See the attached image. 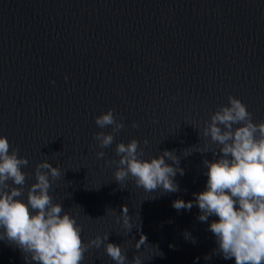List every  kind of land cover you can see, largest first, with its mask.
Here are the masks:
<instances>
[{"label": "water", "instance_id": "water-1", "mask_svg": "<svg viewBox=\"0 0 264 264\" xmlns=\"http://www.w3.org/2000/svg\"><path fill=\"white\" fill-rule=\"evenodd\" d=\"M229 95L264 121V0H0V135L29 160L23 171L45 159L58 166L54 202L76 217L85 243L109 233L129 264L137 254L142 264H235L214 251L218 217L199 221L195 203L173 207L205 190L204 160L218 150L199 130ZM109 108L126 127L98 159L94 134L111 128L95 117ZM132 138L143 158L175 152L179 191L146 192L131 178L121 188L104 161L118 160L116 144ZM196 146L209 151L183 154ZM125 206L130 232L117 222ZM0 264L32 262L0 239ZM81 264L115 262L101 246Z\"/></svg>", "mask_w": 264, "mask_h": 264}, {"label": "clouds", "instance_id": "clouds-1", "mask_svg": "<svg viewBox=\"0 0 264 264\" xmlns=\"http://www.w3.org/2000/svg\"><path fill=\"white\" fill-rule=\"evenodd\" d=\"M95 123L100 129L111 128L110 132L94 134L101 149L96 157L101 159L105 157L103 149L111 147L115 135L126 125L123 117L117 119L111 108L97 115ZM132 127L139 125L134 121ZM199 133L217 146L218 151L212 152L218 158L204 160L207 185L205 190L194 194L195 201L177 199L173 207L178 211L190 210L195 203L200 209L199 221L218 217L210 224L209 231L218 245L214 251L224 259L235 258V264H264V121L255 123L241 99L229 95L228 103L218 106ZM144 143H149L147 138ZM193 150L209 151L206 146H196L183 154L187 156ZM18 153V148L10 151L8 138L0 135V239L19 247L32 264H81L88 249L101 246L115 264H129L127 249L108 242L109 233L97 234L85 243L81 237L82 225L76 217L65 211L60 202H54L50 189L52 181L61 176L60 168L45 159L36 164L34 173H27L22 168L28 166L29 160ZM115 153L118 160L104 162L116 165L114 178L121 188L131 178L146 192L158 188L167 193L179 191L174 177L177 172L183 175L184 170L179 167L174 151L164 150L158 156L143 158L139 141L132 138L127 143L118 142ZM165 158L172 163H167ZM30 175L35 179L28 187L25 201L24 186ZM128 212L123 207L117 222H122L130 232ZM185 236L188 238L189 234ZM142 237L135 245L137 250L141 244H147L146 237ZM131 264H142V257L135 255Z\"/></svg>", "mask_w": 264, "mask_h": 264}]
</instances>
